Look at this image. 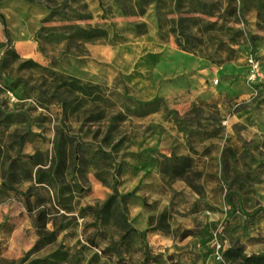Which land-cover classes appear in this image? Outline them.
I'll list each match as a JSON object with an SVG mask.
<instances>
[{
  "label": "rangeland",
  "instance_id": "rangeland-1",
  "mask_svg": "<svg viewBox=\"0 0 264 264\" xmlns=\"http://www.w3.org/2000/svg\"><path fill=\"white\" fill-rule=\"evenodd\" d=\"M229 250L264 257V0H0V264Z\"/></svg>",
  "mask_w": 264,
  "mask_h": 264
},
{
  "label": "trees",
  "instance_id": "trees-1",
  "mask_svg": "<svg viewBox=\"0 0 264 264\" xmlns=\"http://www.w3.org/2000/svg\"><path fill=\"white\" fill-rule=\"evenodd\" d=\"M92 33H99V31L93 30L90 33H88V35L91 36ZM16 56L19 58L18 55H16ZM28 63L30 64V62H28ZM32 64H34L35 66H37L39 68H43L42 66L35 64L33 62H32ZM43 69H45V68H43ZM68 80H69V82L65 83V85L68 86L72 91L80 92L84 95L86 94V89L83 86L84 83L81 80L76 79L74 77H70ZM92 88L100 89V86H94ZM129 231L136 232L132 228ZM224 256L234 258L233 262L238 263V264H264V257H261V256H259V257H254V256L246 257L243 255V252L241 250H229L228 252H226L224 254ZM238 260H240V261H238Z\"/></svg>",
  "mask_w": 264,
  "mask_h": 264
},
{
  "label": "built area",
  "instance_id": "built-area-1",
  "mask_svg": "<svg viewBox=\"0 0 264 264\" xmlns=\"http://www.w3.org/2000/svg\"><path fill=\"white\" fill-rule=\"evenodd\" d=\"M249 63H250V66L252 67V77H251L250 81L255 82L258 75H259V71H260L259 66L260 65L258 63H256V61L253 58H250ZM218 258L222 259V257L220 255L218 256Z\"/></svg>",
  "mask_w": 264,
  "mask_h": 264
}]
</instances>
